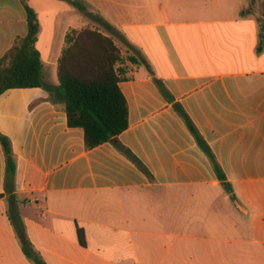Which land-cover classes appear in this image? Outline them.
I'll use <instances>...</instances> for the list:
<instances>
[{
    "label": "crops",
    "instance_id": "0c3cea01",
    "mask_svg": "<svg viewBox=\"0 0 264 264\" xmlns=\"http://www.w3.org/2000/svg\"><path fill=\"white\" fill-rule=\"evenodd\" d=\"M27 2L39 17L45 79L57 85L66 34L83 28L87 14L70 0H48L43 45L41 10ZM108 2L105 28L126 47L129 77L120 82L129 127L119 141L153 180L110 142L88 150L84 130L69 127L44 88L7 90L0 132L11 140L17 172L11 195L0 143V264H264V22L242 15L245 0ZM27 33L22 0H0V59Z\"/></svg>",
    "mask_w": 264,
    "mask_h": 264
},
{
    "label": "trees",
    "instance_id": "16d2710c",
    "mask_svg": "<svg viewBox=\"0 0 264 264\" xmlns=\"http://www.w3.org/2000/svg\"><path fill=\"white\" fill-rule=\"evenodd\" d=\"M28 22V33L16 39L14 45L0 59V96L9 89L40 87L47 90L51 101L62 105L67 114L68 125L82 128L85 145L91 150L104 143H112L117 150L129 158L151 180L153 176L147 166L123 143L119 136L129 127V105L120 82L128 79L127 69L122 64L124 56L113 37L100 29L83 27L67 32L65 45L58 62V84L52 85L45 79L42 55L36 44L40 30L37 12L27 0H22ZM75 8L88 15L87 6L80 0H70ZM97 20L104 27H111L103 18ZM132 63H143L150 70L149 62L130 57ZM155 83L162 94L171 102L173 96L161 79ZM176 111L195 137L199 147L206 153L219 178L225 179L211 147L196 124L180 103L174 104ZM0 143L6 156V190L13 195L17 160L9 137L0 132ZM0 194V199L3 197ZM20 231V229H19ZM84 243V231L78 230ZM25 249L26 239L21 232ZM37 264H45L38 260Z\"/></svg>",
    "mask_w": 264,
    "mask_h": 264
},
{
    "label": "rangeland",
    "instance_id": "374dc122",
    "mask_svg": "<svg viewBox=\"0 0 264 264\" xmlns=\"http://www.w3.org/2000/svg\"><path fill=\"white\" fill-rule=\"evenodd\" d=\"M32 1V0H31ZM39 6L42 13V20L45 25V33L42 39V44L44 45L47 42L48 33H49V16L48 10L50 4L48 0H33ZM87 11L89 12L87 16H83L86 21L84 27H91L100 29L105 34L113 37L111 31L105 28L98 20L97 17L104 18L106 21L111 22V3L108 0H86ZM105 12V13H103ZM242 15L245 17L255 18L256 20L264 22V0H245V5L242 9ZM115 40V38L113 37ZM116 42V41H115ZM121 49H126L124 45L119 42ZM53 82L58 83L57 74L52 75Z\"/></svg>",
    "mask_w": 264,
    "mask_h": 264
}]
</instances>
